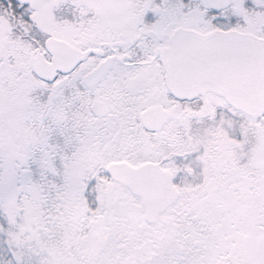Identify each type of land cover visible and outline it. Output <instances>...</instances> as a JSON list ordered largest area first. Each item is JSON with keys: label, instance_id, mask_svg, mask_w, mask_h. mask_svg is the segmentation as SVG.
I'll list each match as a JSON object with an SVG mask.
<instances>
[{"label": "snow or ice", "instance_id": "6c2138e0", "mask_svg": "<svg viewBox=\"0 0 264 264\" xmlns=\"http://www.w3.org/2000/svg\"><path fill=\"white\" fill-rule=\"evenodd\" d=\"M0 264H264V0H0Z\"/></svg>", "mask_w": 264, "mask_h": 264}]
</instances>
